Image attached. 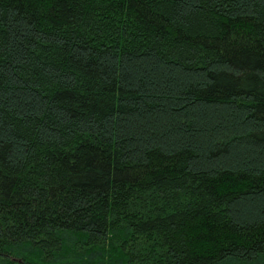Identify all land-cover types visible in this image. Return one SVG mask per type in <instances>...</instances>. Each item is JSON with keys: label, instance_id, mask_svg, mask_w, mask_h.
Segmentation results:
<instances>
[{"label": "trees", "instance_id": "obj_1", "mask_svg": "<svg viewBox=\"0 0 264 264\" xmlns=\"http://www.w3.org/2000/svg\"><path fill=\"white\" fill-rule=\"evenodd\" d=\"M0 264H264V0H0Z\"/></svg>", "mask_w": 264, "mask_h": 264}]
</instances>
